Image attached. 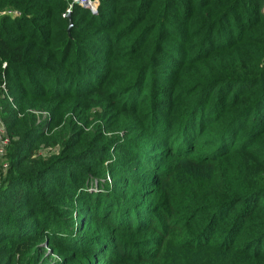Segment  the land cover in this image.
<instances>
[{"label": "trees", "instance_id": "16d2710c", "mask_svg": "<svg viewBox=\"0 0 264 264\" xmlns=\"http://www.w3.org/2000/svg\"><path fill=\"white\" fill-rule=\"evenodd\" d=\"M95 1L0 0V264H264V0Z\"/></svg>", "mask_w": 264, "mask_h": 264}, {"label": "built area", "instance_id": "2783aa9c", "mask_svg": "<svg viewBox=\"0 0 264 264\" xmlns=\"http://www.w3.org/2000/svg\"><path fill=\"white\" fill-rule=\"evenodd\" d=\"M73 2L79 3L82 6L88 8L92 13H96L97 11V2L95 0H72ZM71 10V5H69L65 12L62 13V16H65L67 13H69ZM263 11H264V5H263ZM1 14H8L11 15L12 17L14 16H18L20 15V11L17 9H5V10H1L0 11V15ZM6 62H2V67H5ZM1 87L4 89L5 91V86L4 83L1 84ZM32 113H35L37 116V121H40V115H42V117L46 116V112L45 111H38V110H31ZM11 138L8 134V131L2 121L1 115H0V173L2 171H6L9 162L8 160H6V152H7V147L9 145Z\"/></svg>", "mask_w": 264, "mask_h": 264}, {"label": "rangeland", "instance_id": "374dc122", "mask_svg": "<svg viewBox=\"0 0 264 264\" xmlns=\"http://www.w3.org/2000/svg\"><path fill=\"white\" fill-rule=\"evenodd\" d=\"M31 110L32 109H29L28 112L32 113ZM91 110L92 111H96V110H98V108L97 107H93V108H91ZM39 116H40V120H42L43 118H45V116L42 117V115H40V114H39ZM59 129L60 128H58V130ZM50 143L51 142H49L48 145L47 144H42L39 147V149H38V154H40L42 156H46V155H48L51 152H55L57 150V146H55L54 143H53V145H49ZM6 160H8L7 157H6ZM92 189H94V188H92ZM180 192H181V187H180V181L178 179H176L174 181L173 185L171 187H169L168 190H166V193L167 194H172V195H176V196H178L180 194Z\"/></svg>", "mask_w": 264, "mask_h": 264}, {"label": "water", "instance_id": "95a60500", "mask_svg": "<svg viewBox=\"0 0 264 264\" xmlns=\"http://www.w3.org/2000/svg\"><path fill=\"white\" fill-rule=\"evenodd\" d=\"M71 24H72V21H71V20H69V27L71 26Z\"/></svg>", "mask_w": 264, "mask_h": 264}]
</instances>
